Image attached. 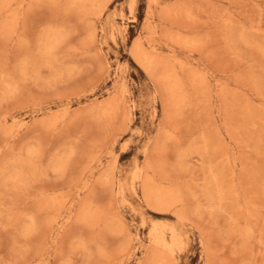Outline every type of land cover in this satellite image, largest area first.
I'll return each mask as SVG.
<instances>
[{"label": "rangeland", "instance_id": "374dc122", "mask_svg": "<svg viewBox=\"0 0 264 264\" xmlns=\"http://www.w3.org/2000/svg\"><path fill=\"white\" fill-rule=\"evenodd\" d=\"M0 264H264V0H0Z\"/></svg>", "mask_w": 264, "mask_h": 264}, {"label": "bare ground", "instance_id": "6f19581e", "mask_svg": "<svg viewBox=\"0 0 264 264\" xmlns=\"http://www.w3.org/2000/svg\"><path fill=\"white\" fill-rule=\"evenodd\" d=\"M156 1V0H155Z\"/></svg>", "mask_w": 264, "mask_h": 264}]
</instances>
